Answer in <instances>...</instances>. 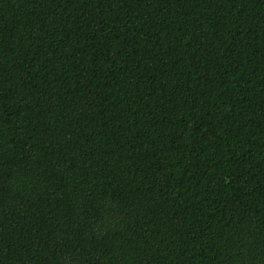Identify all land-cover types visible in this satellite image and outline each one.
I'll list each match as a JSON object with an SVG mask.
<instances>
[{
    "label": "trees",
    "instance_id": "16d2710c",
    "mask_svg": "<svg viewBox=\"0 0 264 264\" xmlns=\"http://www.w3.org/2000/svg\"><path fill=\"white\" fill-rule=\"evenodd\" d=\"M0 264H264V0H0Z\"/></svg>",
    "mask_w": 264,
    "mask_h": 264
}]
</instances>
